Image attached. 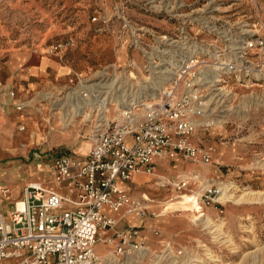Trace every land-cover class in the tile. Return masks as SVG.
Masks as SVG:
<instances>
[{
	"label": "rangeland",
	"instance_id": "1",
	"mask_svg": "<svg viewBox=\"0 0 264 264\" xmlns=\"http://www.w3.org/2000/svg\"><path fill=\"white\" fill-rule=\"evenodd\" d=\"M254 2L261 21L251 0H0V80L18 97L20 52L75 41L64 51L73 70L64 86L45 97L30 91L22 112L0 93V187L10 191L1 201L5 209L27 183L53 184L54 158L87 152L97 129L158 94L166 80L154 72V55L167 59L184 48L209 53L214 25L229 30L255 21L264 33V0ZM93 15L108 22L91 21ZM220 74L219 88L209 93L216 119L194 136L211 163L157 161L155 174L131 184V193L145 197L155 213L145 221L171 239L169 256L150 244L145 257L113 264H264V60L246 77ZM180 179L187 185L174 189ZM210 186L219 188L216 207L201 197ZM178 250L183 254L176 258Z\"/></svg>",
	"mask_w": 264,
	"mask_h": 264
},
{
	"label": "built area",
	"instance_id": "2",
	"mask_svg": "<svg viewBox=\"0 0 264 264\" xmlns=\"http://www.w3.org/2000/svg\"><path fill=\"white\" fill-rule=\"evenodd\" d=\"M251 1L256 20L261 21L257 5ZM91 21L107 23L106 18L95 15ZM256 26L259 28L255 21L229 30L214 25L209 53L188 54L184 48L167 59L154 55V72L166 80L158 94L140 99L97 129L85 154L54 158V186L27 183L22 197L10 204L6 214L1 201L10 191L0 187V264H109L111 256L143 252L145 236L138 225L105 236L103 241L111 246L106 255L95 251L101 233L114 228L121 214L155 215L122 183L130 181L134 173L153 175L158 160L178 155L193 163H211L209 150L193 137L197 129H207L216 119L209 93L219 88L220 73H244L246 77L260 70L264 33ZM74 45L73 39L57 40L44 52L61 54ZM214 71L218 76H213ZM187 183L180 179L172 185L180 190ZM218 194L219 188L210 186L201 197L206 205L216 207ZM182 254L178 250L174 257Z\"/></svg>",
	"mask_w": 264,
	"mask_h": 264
},
{
	"label": "crops",
	"instance_id": "3",
	"mask_svg": "<svg viewBox=\"0 0 264 264\" xmlns=\"http://www.w3.org/2000/svg\"><path fill=\"white\" fill-rule=\"evenodd\" d=\"M106 19L108 22V18ZM104 29H107V27ZM65 55H66L65 53L49 55L46 54L44 51L38 52L36 50L32 52L29 51L20 52L19 59L18 60L16 59L15 63H19V68H20L19 83L21 88L20 92H22L21 96L23 97H18L17 96L18 92H15L13 86L10 85L8 82L2 80H0V93L2 92V94L6 96L7 99L14 100L13 105L15 107H17V105L20 106V109L17 108L16 109L22 112L23 111L22 109H25V104H27V99H24V96H29L28 94L30 93V91H36L38 96L39 95L44 96L45 94H47L46 93L47 91H50V89L60 88L62 82H64L66 78L71 79L70 77L71 71H73L72 65L69 59L66 58ZM65 84L66 83H64V85ZM9 91H13L14 95H10ZM71 93H74V91L72 90ZM7 99L5 102H7ZM196 134L200 135V129H197L195 135ZM196 142L200 144L199 141L196 140ZM179 158L182 157L178 155L173 159H169V161L165 159H161L158 161L160 162L161 165L165 166L166 164H171V163L173 164L175 161H178ZM145 178H146V174L134 173L131 180L128 182H123L122 185L129 192H131L132 191L131 184L139 183L143 181ZM52 186H54V183L52 184ZM141 199H143L145 202V197H142ZM148 206L149 204H147V208ZM5 208H6L5 204L1 202V209L4 212V214L7 213V210ZM136 225L141 226V234L145 236V239L142 242L144 246L143 247L144 251L141 253H134L132 256L130 255L128 257H132V259L145 257L148 254V252H151L150 244L152 245L158 244L160 247L162 246L163 249L161 250H164L165 254L166 251H168L167 255L165 256H169L170 248L172 246L171 239H164L162 237V232L160 231L159 228H157L156 226H151L150 224H148V222L145 221V218H140L136 214L133 215L121 214L120 216H118L114 228H111L101 233L99 240L95 245L96 253L103 256L106 255L109 250H111V246H109L103 241L105 236L111 235L113 231L116 229H122L128 226H136ZM154 230H156L157 233H154ZM119 258L121 257L111 256V260L109 264L115 263L116 261L119 260Z\"/></svg>",
	"mask_w": 264,
	"mask_h": 264
},
{
	"label": "bare ground",
	"instance_id": "4",
	"mask_svg": "<svg viewBox=\"0 0 264 264\" xmlns=\"http://www.w3.org/2000/svg\"><path fill=\"white\" fill-rule=\"evenodd\" d=\"M219 194H220V192H219ZM218 199L220 200L219 195H218ZM263 199H264V194L263 195H260V200H263Z\"/></svg>",
	"mask_w": 264,
	"mask_h": 264
}]
</instances>
